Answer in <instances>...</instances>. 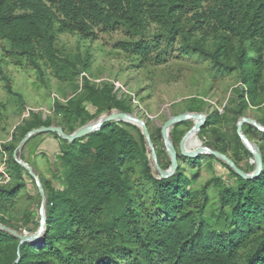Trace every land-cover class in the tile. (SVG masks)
Here are the masks:
<instances>
[{
    "label": "trees",
    "instance_id": "obj_1",
    "mask_svg": "<svg viewBox=\"0 0 264 264\" xmlns=\"http://www.w3.org/2000/svg\"><path fill=\"white\" fill-rule=\"evenodd\" d=\"M116 30L126 36L118 48L139 65L164 61L178 46L180 53L208 60L215 74H238L236 120L248 105L264 108V0H0V40L10 58L29 61L39 77L42 64L71 82L82 75L80 93L65 103L56 99L53 116L31 112L15 127L18 141L40 126L72 133L104 111L133 113L128 94L86 75L87 53L70 59L56 46L60 34L83 42ZM207 118L211 127L218 115ZM259 122L264 125V116ZM181 125L188 123L170 132L174 144ZM47 133L58 140L61 172L51 167L52 179L38 174L46 194L44 241L20 243L0 229V264H264V133L258 177L245 179L225 165L234 184L214 177L205 182L218 186L217 204L193 184L197 174L188 177L181 164L171 176L155 177L143 135L131 123H104L72 143ZM244 134L249 138L248 130ZM235 139L245 149L236 131ZM15 148L13 142L0 146L10 161L9 181L0 184V223L10 228L4 213L31 177L13 159ZM160 153L158 165L165 170L170 163L163 164ZM200 158L187 160L197 166Z\"/></svg>",
    "mask_w": 264,
    "mask_h": 264
},
{
    "label": "rangeland",
    "instance_id": "obj_2",
    "mask_svg": "<svg viewBox=\"0 0 264 264\" xmlns=\"http://www.w3.org/2000/svg\"><path fill=\"white\" fill-rule=\"evenodd\" d=\"M153 28L152 26V32ZM123 40H126V36L121 30L99 31L97 39L83 42L78 41L76 36L65 33L58 35L56 46L61 56H67L70 59H73L76 54L83 57L87 53L90 67L86 75L92 82L100 84L108 81L114 86L122 85L123 88L115 86V89L130 96L133 114L146 121L148 132L157 143L156 145L152 143L155 152L161 150L160 160L163 164H169L171 158L162 140V125L173 116L191 112L206 115L205 123L200 128L203 131L197 134L202 147L216 151L224 147L225 153L222 154L244 173H253L256 169V159L242 142L245 149L238 144L235 131L242 117L259 122L264 116V108L248 105L242 111V117L235 119L233 111L238 104L235 90L242 87L238 74L235 72L223 76L215 74L208 60L199 58L197 55L189 56L180 53L178 46L174 47L173 53L164 61L139 65L138 59L118 48V42ZM42 69L43 75L39 77L29 61L10 58L5 51L4 43L0 40V146L10 142L16 146L19 144L18 128L23 125V120L30 118L31 112H38L44 118L53 116L52 105L56 99L65 103L69 98H76L80 93L82 75L71 82L58 77L45 64H42ZM198 100L201 101L198 102ZM84 106L93 113L95 108L89 103L84 102ZM112 111L118 110L104 111L90 121ZM211 113L217 114L218 119L211 127H206L209 120L207 117ZM183 122L188 125L179 127L181 139L194 124L192 120H184L177 124ZM247 124L245 122L242 125L241 131L244 134V130H248V139L256 149H259L258 143L262 133L254 126L247 127ZM15 127L18 128L15 129ZM136 127L140 130L138 126ZM172 128L173 126L169 130V139L177 153L181 139L175 143L176 145L174 144L170 133ZM131 131L137 136L135 129L131 128ZM13 136L14 140H12ZM143 140L147 158L153 169L152 173L155 177H160L154 170L153 159L145 138ZM57 143L58 140L49 133H40L32 136L24 144L18 156H24L25 161L31 164L37 175L42 174L52 179L51 167L61 172V163L57 158ZM210 155L200 154V163L196 166L180 154L177 156V165L183 166L188 177L196 173L193 184L200 188L204 187L209 200L217 204L218 186H205V182L214 177L220 183L230 185L235 183V179L225 167V165L228 166L225 162L216 157L212 159ZM9 162L8 155L4 151L0 152V180L3 176L2 171L6 172ZM25 179L26 186L19 190L15 201L7 206L4 214L13 224L12 229L22 234H33L39 227L41 197L35 181L31 177H25ZM53 184L59 186L56 180H53Z\"/></svg>",
    "mask_w": 264,
    "mask_h": 264
},
{
    "label": "water",
    "instance_id": "obj_3",
    "mask_svg": "<svg viewBox=\"0 0 264 264\" xmlns=\"http://www.w3.org/2000/svg\"><path fill=\"white\" fill-rule=\"evenodd\" d=\"M184 120H192L194 122L193 126L187 131L186 134L193 133L195 135L198 134L200 131L201 126L205 123L206 115L205 114H198V113H184V114H178L176 116H173L169 118L161 127V136L162 140L164 142L165 148L167 153L169 154L171 158L170 167L167 169H162L158 165L157 156L155 149L153 147L150 134L148 132V128L146 126V121L137 115L133 113H126L121 111H112L110 113L103 114L98 117L97 122L94 124L87 123L72 133H66L62 127L60 126H40L38 128H33L30 131H28L24 137L20 140L19 144L16 146L14 152H13V159L15 162L20 164L31 176V178L35 181L36 186L38 188V191L40 193L41 197V203H40V211H39V227L37 231L33 234H27V233H20L6 225H3L0 223V229L10 233L14 237H16L20 243L23 242H30V243H37L39 241H44V238L42 236L43 230L45 227L46 222V211H45V204H46V194L44 192V189L42 187V184L39 180L38 175L34 172L33 168L24 160L20 159L18 156V152L21 150V148L24 146V144L34 135L40 134V133H47L52 132L57 134L62 140H65L69 143L74 142L78 138H81L83 136H86L96 130H98L104 123L112 122V121H124L131 124H134L138 126L141 130V133L143 134L147 146L149 147L150 154L153 159V166L154 170L159 174L160 178H165L171 176L175 169L177 168V153L174 150L173 145L170 142L169 139V130L172 126L175 124L184 121ZM248 123L252 126H254L256 129H258L260 132L264 133V125H262L260 122L248 118V117H242L238 123L237 126V135L239 136L241 142L243 145L253 154V156L256 159V169L253 173L247 174L244 173L240 168H238L227 156L220 153L219 151L212 150L208 147H202L200 144L198 147L187 150L184 147V137L181 139L179 143V152L182 156L187 158H196L200 154H211L214 157L222 160L225 162L229 167L233 169V171L238 174L239 176L245 178V179H253L259 176L261 169H262V159H261V153L260 150L255 148L254 144L246 137L245 134L242 133V125L244 123ZM200 143V142H199Z\"/></svg>",
    "mask_w": 264,
    "mask_h": 264
},
{
    "label": "bare ground",
    "instance_id": "obj_4",
    "mask_svg": "<svg viewBox=\"0 0 264 264\" xmlns=\"http://www.w3.org/2000/svg\"><path fill=\"white\" fill-rule=\"evenodd\" d=\"M98 118H96V120L94 121H90V124H94L95 122H97ZM199 140H198V137L197 135L193 134V133H190V134H186L185 137H184V147L185 149L187 150H192L196 147L199 146Z\"/></svg>",
    "mask_w": 264,
    "mask_h": 264
},
{
    "label": "built area",
    "instance_id": "obj_5",
    "mask_svg": "<svg viewBox=\"0 0 264 264\" xmlns=\"http://www.w3.org/2000/svg\"><path fill=\"white\" fill-rule=\"evenodd\" d=\"M116 87L118 88H123L121 84H115ZM6 170V169H5ZM2 179L0 180V184H6L9 181V176L7 174V172H5L4 170L2 171Z\"/></svg>",
    "mask_w": 264,
    "mask_h": 264
}]
</instances>
